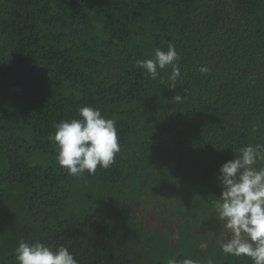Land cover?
<instances>
[{
  "label": "trees",
  "instance_id": "trees-1",
  "mask_svg": "<svg viewBox=\"0 0 264 264\" xmlns=\"http://www.w3.org/2000/svg\"><path fill=\"white\" fill-rule=\"evenodd\" d=\"M169 42L179 54L176 89L170 67L161 83L135 64ZM80 106L116 122L121 151L108 169L73 177L48 136ZM256 143L264 0H0V264H17L21 240L62 244L79 264H252L209 253L226 235L214 210L218 170ZM153 198L165 231L135 221Z\"/></svg>",
  "mask_w": 264,
  "mask_h": 264
},
{
  "label": "clouds",
  "instance_id": "clouds-1",
  "mask_svg": "<svg viewBox=\"0 0 264 264\" xmlns=\"http://www.w3.org/2000/svg\"><path fill=\"white\" fill-rule=\"evenodd\" d=\"M178 59L175 45L169 42L167 51L156 48L152 58L138 59L135 64L150 79H159L161 83L165 81L162 71L170 67L167 79L171 89H176L181 76ZM209 70L207 66L199 69L201 73ZM172 100L182 103L184 97L177 94ZM53 128L48 139L55 146L56 162L73 177L95 174L98 167L108 169L121 151L116 122L102 115L99 108L80 106L75 118L61 120ZM237 153L218 170L220 195L214 198V210L226 236L217 243L225 255L264 264V144H248ZM13 256L17 264H79L64 245L53 247L40 241H19ZM168 264L198 261L169 257Z\"/></svg>",
  "mask_w": 264,
  "mask_h": 264
},
{
  "label": "rangeland",
  "instance_id": "rangeland-1",
  "mask_svg": "<svg viewBox=\"0 0 264 264\" xmlns=\"http://www.w3.org/2000/svg\"><path fill=\"white\" fill-rule=\"evenodd\" d=\"M1 167H2V165L0 164V169H1ZM161 199L167 200V205L174 207L175 201H174V199H172V197L163 196V197H161ZM159 200H160L159 198H153L152 200H149L146 204L138 206L135 208L134 218H135V221L141 227H143L145 229L157 228L161 231H165L167 226L165 224H162V222L158 218V214L156 213V212H159V207L161 206ZM167 221H168V223H170V225L172 226L171 229L174 231L175 230L174 225H175L176 219L171 218V219H168ZM201 222L203 223L202 219H201ZM205 222L206 223L210 222V218L208 217ZM191 223H193V222L191 221ZM202 223H200V225H198L197 230L204 232ZM193 226H192V228H193ZM212 226H213V229L217 227L215 224H212ZM225 236L226 235L222 234V233H221V235H218L219 239H223V238H225ZM174 238H175V236H174ZM180 238H181V245H180L181 250L185 251L187 256H193L196 252H195L194 246L192 245V241L186 239L185 237H183V235H181ZM209 256L214 261L225 260L227 258V255L223 254L221 252L220 248H217V247H214L211 250V252L209 253Z\"/></svg>",
  "mask_w": 264,
  "mask_h": 264
}]
</instances>
